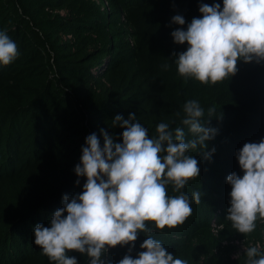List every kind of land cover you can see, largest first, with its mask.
Masks as SVG:
<instances>
[{
    "label": "trees",
    "instance_id": "16d2710c",
    "mask_svg": "<svg viewBox=\"0 0 264 264\" xmlns=\"http://www.w3.org/2000/svg\"><path fill=\"white\" fill-rule=\"evenodd\" d=\"M85 2L0 0V31L8 34L19 52L11 64L0 65V264H55L34 243L33 230L37 224L50 226L53 213L63 207L64 195L71 199L83 191L86 177H78L74 168L88 135L95 133L103 146V129L115 142H122L123 129L112 124L116 115L127 119L135 113L149 138L157 135L159 123L180 127L187 141L193 137L181 123L184 104L199 102L204 109L202 122L216 129L203 151L215 148V152L205 159L199 149L190 150L188 154L198 161L199 177L179 192L171 184L166 188L169 196L182 192L190 198L200 187L201 204L207 200L204 186L218 195L220 190L229 192L230 184L219 182L216 174L242 176L236 153L245 143L264 138V61L240 60L235 75L216 84H203L177 71L173 54L186 51L188 45L175 44L171 33L187 30L193 18H201V4H219L222 10L223 0H110L120 10L109 14L89 10ZM63 6L70 12L68 17L54 12ZM114 14L123 15L131 27L124 34L130 35L133 45L113 39L109 18ZM175 15L183 16L185 24L172 23ZM107 30L110 40L93 50L72 41L75 36L87 43L91 40L87 33L104 39ZM63 34L72 38L63 39ZM97 77L105 80L108 91L97 90L91 82ZM195 205L191 202L192 214L178 225L177 243L162 242L175 258L186 260L207 233L208 224L193 213ZM151 236L161 237L154 231ZM145 239L141 232L136 241L112 247L101 259L104 264H118L125 255L136 258L144 251L140 245ZM67 255L78 264H90L86 254L69 251Z\"/></svg>",
    "mask_w": 264,
    "mask_h": 264
},
{
    "label": "clouds",
    "instance_id": "9594fccd",
    "mask_svg": "<svg viewBox=\"0 0 264 264\" xmlns=\"http://www.w3.org/2000/svg\"><path fill=\"white\" fill-rule=\"evenodd\" d=\"M199 11L202 17L193 18L187 30L177 28L171 33L175 44L188 45L186 51L173 54L181 76L216 84L235 75L240 60L264 61V0H223L222 10L219 4H201ZM171 22L184 25L185 19L175 15ZM18 55L15 42L0 31V65L11 64ZM184 112L181 123L193 137L187 141L182 128L170 129L163 122L156 126L157 135L149 138L135 113L127 119L116 115L112 121L123 129L122 142H115L102 129L101 147L95 133L88 135L74 168L78 177H86L83 191L71 199L64 195L63 207L53 213L50 226L37 224L33 230L42 254L55 264H78L67 255L76 251L90 257V264H104L101 257L108 248L129 245L143 232L147 235L140 245L144 251L136 258L125 255L118 264H188L153 238V229L145 223L153 222L156 229L175 228L192 214L191 200L201 203L200 191H194L190 200L182 192L169 196L166 188L171 184L179 192L199 177L198 161L188 154L190 150L199 149L205 159L215 152V148L203 151L216 129L202 122L204 109L199 102L187 101ZM236 158L243 175L233 172L226 177L231 185L227 219L239 233L250 234L256 221L264 220V138L245 143ZM246 256L247 264H264V253L257 247L248 248Z\"/></svg>",
    "mask_w": 264,
    "mask_h": 264
},
{
    "label": "rangeland",
    "instance_id": "374dc122",
    "mask_svg": "<svg viewBox=\"0 0 264 264\" xmlns=\"http://www.w3.org/2000/svg\"><path fill=\"white\" fill-rule=\"evenodd\" d=\"M85 1L89 10L98 8L106 14L120 10L114 3L111 4L110 0ZM56 13L67 17L70 15L69 10L65 8V6L58 8ZM109 21L112 24L111 31L116 35V37L113 38L115 42L122 44L126 41L129 45L134 44L130 35L124 34V31H130L131 27L125 22L123 15L119 14V17H116L114 14L109 18ZM111 31H106L108 35L104 39L98 35L87 33V35L91 37L89 41L87 39L84 40L88 41L87 43H83V39H76L75 36H73L74 39H72V41L78 44L79 47L84 46L87 50H93L94 48L102 47L105 40H110ZM109 46L110 45L107 44V47ZM127 49L128 47L126 46L124 52H126ZM111 73L114 72H110L109 74ZM103 81L105 82V80L100 77L91 80L97 90L101 89V92L108 91ZM216 176L220 178L219 182H224L225 186L228 185L226 177H223L220 173H217ZM228 186L231 187V185ZM199 190H201L200 187ZM203 191L207 200L204 201L203 204L196 203L193 208V213L199 218L201 223L208 224L207 233L201 241L197 242L195 246L191 248L190 254L186 257L188 264H219L225 263L228 260H238L245 263L247 262L246 251L250 247H257L261 253H264V220L258 219L256 221V228L252 233L241 234L232 227V222L227 219V209L230 207L231 198L229 193L231 188L229 192L224 193L220 190L219 195L211 188L205 186L203 187ZM191 197L190 195V198ZM191 202L195 201L191 200ZM199 212L201 214L197 215ZM148 223L149 225L147 226L152 228L154 233L158 232V234H160L161 237H159V241L171 245L174 243L176 244L177 239H180L179 235L181 230L179 226L171 229L167 227L164 229H156L153 222L148 221ZM111 248H108V250Z\"/></svg>",
    "mask_w": 264,
    "mask_h": 264
},
{
    "label": "built area",
    "instance_id": "2783aa9c",
    "mask_svg": "<svg viewBox=\"0 0 264 264\" xmlns=\"http://www.w3.org/2000/svg\"><path fill=\"white\" fill-rule=\"evenodd\" d=\"M57 10H55L54 12H56ZM62 38L63 39H70V38H72V36H71V34H63L62 35ZM100 145H101V143H100ZM101 147H102V145H101Z\"/></svg>",
    "mask_w": 264,
    "mask_h": 264
}]
</instances>
